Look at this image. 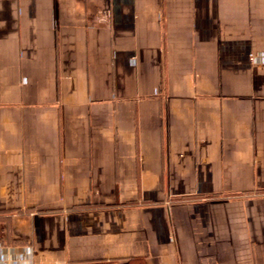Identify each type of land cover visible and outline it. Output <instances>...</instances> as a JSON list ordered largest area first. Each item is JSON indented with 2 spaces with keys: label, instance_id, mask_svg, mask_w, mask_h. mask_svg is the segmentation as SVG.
Listing matches in <instances>:
<instances>
[{
  "label": "crops",
  "instance_id": "crops-1",
  "mask_svg": "<svg viewBox=\"0 0 264 264\" xmlns=\"http://www.w3.org/2000/svg\"><path fill=\"white\" fill-rule=\"evenodd\" d=\"M0 264H264V0H0Z\"/></svg>",
  "mask_w": 264,
  "mask_h": 264
},
{
  "label": "built area",
  "instance_id": "built-area-1",
  "mask_svg": "<svg viewBox=\"0 0 264 264\" xmlns=\"http://www.w3.org/2000/svg\"><path fill=\"white\" fill-rule=\"evenodd\" d=\"M251 60H254L255 59V55L254 54H251Z\"/></svg>",
  "mask_w": 264,
  "mask_h": 264
}]
</instances>
